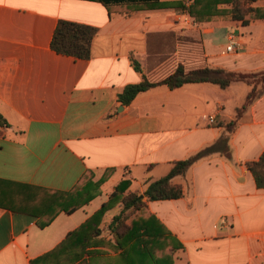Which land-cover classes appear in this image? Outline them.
Here are the masks:
<instances>
[{"label": "crops", "instance_id": "obj_1", "mask_svg": "<svg viewBox=\"0 0 264 264\" xmlns=\"http://www.w3.org/2000/svg\"><path fill=\"white\" fill-rule=\"evenodd\" d=\"M194 1L0 0V115L8 123L0 126V264H154L150 239L146 249L145 236L119 240L109 229L121 202L106 210L77 261L79 237L46 255L107 204L120 181L143 194L173 162L212 145L172 179L182 197L146 201L143 216L154 215L182 245L173 264H264V188L246 166L264 151V94L231 130L226 122L251 89L243 82L159 85L129 105L118 101L127 85L162 78L179 62L264 70V20L243 25L216 15L197 24ZM59 20L97 28L89 59L51 49ZM223 20L247 29L244 37L227 34V43L230 34L242 42L239 54L218 47Z\"/></svg>", "mask_w": 264, "mask_h": 264}, {"label": "trees", "instance_id": "obj_2", "mask_svg": "<svg viewBox=\"0 0 264 264\" xmlns=\"http://www.w3.org/2000/svg\"><path fill=\"white\" fill-rule=\"evenodd\" d=\"M255 1L195 0L190 6L189 14L197 24L207 22L216 15H230L234 21H240L243 25H248L252 20L264 19V6L254 7ZM218 5H229L230 7L218 8ZM96 34V27L67 20H59L50 46L57 54L71 56L76 59H89L92 41ZM133 65L136 71H143L137 61L133 60ZM234 82L246 83L251 89L247 94L245 103L238 109L236 119L226 122V127L231 130L236 126L238 119L250 104L264 94V70L259 72H235L220 67L209 66L205 63L188 66L183 62H179L171 73L162 78L152 80L143 76L140 82L127 85L118 95V101L123 105H129L138 94L159 85H166L170 89H176L188 83H212L225 89ZM260 84L262 88L258 90V85ZM7 125L6 120L0 115V126L5 127ZM215 148V145L208 146L186 159L173 162L169 173L159 179L148 182V186L143 194L128 191L130 187L129 180L120 181L111 193L109 202L104 204L79 229L71 232L63 244L46 255V257L57 254L71 239L79 237L82 242L80 245L78 244L81 253L76 254L74 259H72V262L77 261L81 258V255L86 253L85 247L88 246L92 238L100 234L99 223L106 210L121 202L123 208L113 218L109 229L116 234L119 240L121 238L127 239V233L129 232L136 233L137 239L142 235L145 236L146 238H142L141 241L146 242L147 249L150 239L154 264H173L174 253L178 249H181L182 245L176 240L164 236V225L154 215H149V218H147V215H145L146 217L143 216V212L147 208L146 201L178 199L182 197V187L174 184L172 179L175 176L184 174L191 165L211 154ZM227 151L225 148L222 150L225 154H227ZM246 166L253 175L256 186L264 188V151L258 159L246 162ZM159 243L162 246L163 243H166V252L162 251L160 253ZM120 245L122 246V243Z\"/></svg>", "mask_w": 264, "mask_h": 264}, {"label": "rangeland", "instance_id": "obj_3", "mask_svg": "<svg viewBox=\"0 0 264 264\" xmlns=\"http://www.w3.org/2000/svg\"><path fill=\"white\" fill-rule=\"evenodd\" d=\"M254 7L256 5H253ZM257 20H264V19H255V20H252L253 23L252 24H263L262 21H257ZM223 24H226L227 27H223L222 28V33L219 34V36H217V44H218V47H223L225 48L226 44H227V34L229 33H235V34H242L243 37L247 35V29L245 28H241L239 29V31H237V26L236 24H241V23H236L234 21H231V20H223ZM244 51V50H243ZM231 54V53H230ZM233 54V53H232ZM239 84H242V82H238ZM262 88V85H258V90H261Z\"/></svg>", "mask_w": 264, "mask_h": 264}, {"label": "built area", "instance_id": "obj_4", "mask_svg": "<svg viewBox=\"0 0 264 264\" xmlns=\"http://www.w3.org/2000/svg\"><path fill=\"white\" fill-rule=\"evenodd\" d=\"M242 49H243L242 42L237 38V36L230 34L228 37V43H227V46L225 48V52L226 53L239 54L242 51ZM208 120L210 123H212L214 121V117L209 116ZM225 222H226V219L223 218L221 220V223L225 224Z\"/></svg>", "mask_w": 264, "mask_h": 264}]
</instances>
